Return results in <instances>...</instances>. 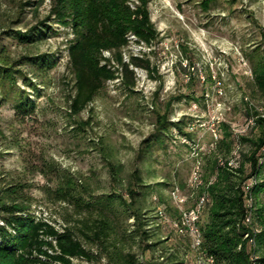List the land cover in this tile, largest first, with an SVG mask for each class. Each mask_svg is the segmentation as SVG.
<instances>
[{"label":"rangeland","instance_id":"1","mask_svg":"<svg viewBox=\"0 0 264 264\" xmlns=\"http://www.w3.org/2000/svg\"><path fill=\"white\" fill-rule=\"evenodd\" d=\"M29 1L0 0V44L14 57L36 52H55L58 57L49 72V84L33 94L38 103L34 117L19 118L12 100L0 103V169L9 177L20 174L33 183L26 190L33 198L32 206L57 226L66 218L71 224L92 221L102 214V204L77 212L74 204L49 194L45 186H54L55 180L33 174L27 161L53 159L68 168L88 187L83 194L93 196L94 202L112 189L124 191L134 183L138 190L135 205L147 220L156 216L153 232L169 237L168 244L186 246L165 203L182 211V216L184 210L194 208L192 227L197 226L202 202L200 199L192 207L199 194L197 184L208 176L215 156L224 155L223 146L216 147V142L226 129L232 136L249 132L256 113L264 112V93L253 73L254 62L264 53V0H148L157 37L146 45L128 31L121 52L126 62L131 55L148 57L149 68L130 64L136 78L132 91L116 79L107 80L93 100L74 115L69 109L75 87L67 50L72 33L52 19L55 34L50 32L33 43L21 42L15 31L39 24L51 6L50 0H44L35 10L27 5ZM128 4L135 8L140 0H128ZM101 53L110 57L113 66H119L112 50ZM24 68L30 70L27 65ZM164 114L179 121L181 129L160 130L157 120ZM78 120L87 123L81 128ZM256 132L250 130V134ZM12 139H18L20 146H10ZM149 141L152 145L147 149ZM232 145L231 153L236 154L234 140ZM248 149V143L240 144L241 152ZM238 154L237 162L230 159L228 164L237 165L242 160ZM263 154L264 147L260 158ZM110 164L115 166L113 170ZM135 168L142 178L139 183L132 173ZM245 168L250 170L248 161ZM112 171L119 173V179L112 178ZM109 205L112 209H103L115 217L118 231L131 228L133 219L123 207L118 202ZM205 219L202 211L200 223ZM146 227L149 230V225ZM180 231L192 236L189 220ZM85 244L95 248L91 242ZM132 248L138 250L137 244ZM149 253L145 250L144 257ZM196 258V252L189 251L188 263ZM99 264H107L106 257Z\"/></svg>","mask_w":264,"mask_h":264},{"label":"trees","instance_id":"2","mask_svg":"<svg viewBox=\"0 0 264 264\" xmlns=\"http://www.w3.org/2000/svg\"><path fill=\"white\" fill-rule=\"evenodd\" d=\"M43 2L30 0L27 5L36 10ZM147 2L140 0V4L131 8L128 0H50L49 12L39 24L27 31L17 30L14 35L21 42L33 43L50 32L55 34L52 19L59 26L70 29L72 37L67 50L75 92L70 96L69 109L74 115L93 100L107 80L116 79L132 91L136 78L130 64L149 68L148 57L131 55L126 62L121 52L127 43L128 31H133L137 40L146 45L157 37ZM103 49L113 51L118 67L110 63L109 56L101 53ZM57 57L55 52L14 57L5 44H0V103L12 100L19 118L34 117L38 103L33 94H39L49 84V72L55 67ZM253 73L255 83L264 93V53L254 62ZM253 120L250 128L256 129L254 134H250V129L232 136L231 130H225L224 136L216 142V147L223 146L224 155L221 158L215 156L208 176L201 185V182L197 184L199 194L192 206L202 199L194 227L199 240L197 245L188 232L180 231L186 226L182 211L169 208L163 200L165 210L171 212L176 230L185 238L186 246L168 244L169 237L153 232L151 224L156 216L147 220L135 205L138 190L134 183L126 185L124 191L112 189L95 198L94 202L93 196L86 198L83 194L88 192V187L82 186L68 168L53 159L42 158L39 163L27 161V169L33 174L40 173L55 180L54 186H45L49 194L74 204L77 212L102 204V214L92 221L71 224L66 218V222L57 226L32 206L33 198L26 190L33 183L20 174L9 177V173L0 169V264H99L102 257H106L107 264H189L187 256L191 250L196 252V260L200 258L204 264H264V154L260 158V150L264 147V112H257ZM157 121L160 130L181 129L179 121H172L165 114L159 115ZM77 123L82 128L87 121L78 120ZM232 140L236 142L233 148L236 154L242 156V160L237 159L238 164L233 166L228 164L230 159L236 161L237 157L231 153ZM241 143L249 144L246 152L240 151ZM9 145L19 147L20 142L12 139ZM151 145L149 141L147 149ZM246 161L250 163L249 171L245 168ZM110 166L112 170L115 168L113 164ZM132 173L136 182L142 181L137 168ZM112 178L119 179V173L112 171ZM112 202H118L127 217L133 219L131 228L118 231L115 217L103 209ZM202 211L206 213V219L200 223ZM159 212L161 216L165 215ZM86 241L95 248L87 246ZM134 243L138 250H133ZM147 249L150 253L145 258ZM196 260L190 264H195Z\"/></svg>","mask_w":264,"mask_h":264},{"label":"built area","instance_id":"3","mask_svg":"<svg viewBox=\"0 0 264 264\" xmlns=\"http://www.w3.org/2000/svg\"><path fill=\"white\" fill-rule=\"evenodd\" d=\"M260 152L262 153V148H261ZM183 218H184V220H189V225H190V228L192 230V223H193V220H195V218H196V215H194V208H191V209H188V210H184L183 211ZM245 236H246V233H245ZM192 238L196 239V245H197L199 243V240L195 236L193 231H192ZM195 264H204V261L202 259L198 258L195 261Z\"/></svg>","mask_w":264,"mask_h":264},{"label":"bare ground","instance_id":"4","mask_svg":"<svg viewBox=\"0 0 264 264\" xmlns=\"http://www.w3.org/2000/svg\"><path fill=\"white\" fill-rule=\"evenodd\" d=\"M249 185H250V184H249ZM247 187H248V186H247ZM247 195H248V194H247ZM196 213H197V212H196ZM192 231H194V232H195V231H196V229L192 227Z\"/></svg>","mask_w":264,"mask_h":264}]
</instances>
